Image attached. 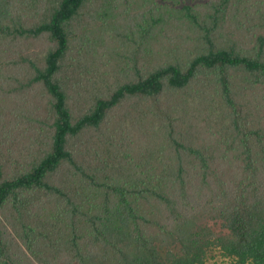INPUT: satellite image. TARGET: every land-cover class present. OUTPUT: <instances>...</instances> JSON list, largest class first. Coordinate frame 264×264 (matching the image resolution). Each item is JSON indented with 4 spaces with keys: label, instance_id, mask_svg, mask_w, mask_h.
<instances>
[{
    "label": "trees",
    "instance_id": "trees-1",
    "mask_svg": "<svg viewBox=\"0 0 264 264\" xmlns=\"http://www.w3.org/2000/svg\"><path fill=\"white\" fill-rule=\"evenodd\" d=\"M264 264V0H0V264Z\"/></svg>",
    "mask_w": 264,
    "mask_h": 264
},
{
    "label": "rangeland",
    "instance_id": "rangeland-1",
    "mask_svg": "<svg viewBox=\"0 0 264 264\" xmlns=\"http://www.w3.org/2000/svg\"><path fill=\"white\" fill-rule=\"evenodd\" d=\"M216 254L218 256V264H230L229 262L227 263V261H225L226 259L222 256L221 253L217 252Z\"/></svg>",
    "mask_w": 264,
    "mask_h": 264
}]
</instances>
